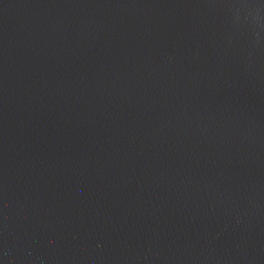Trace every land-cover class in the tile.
<instances>
[{"label": "water", "instance_id": "95a60500", "mask_svg": "<svg viewBox=\"0 0 264 264\" xmlns=\"http://www.w3.org/2000/svg\"><path fill=\"white\" fill-rule=\"evenodd\" d=\"M0 264H264V0H0Z\"/></svg>", "mask_w": 264, "mask_h": 264}]
</instances>
